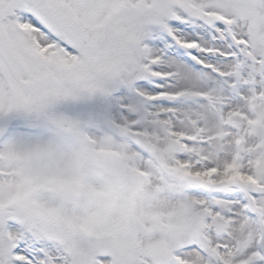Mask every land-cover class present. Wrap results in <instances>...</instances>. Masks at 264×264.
<instances>
[{
    "label": "snow or ice",
    "instance_id": "obj_1",
    "mask_svg": "<svg viewBox=\"0 0 264 264\" xmlns=\"http://www.w3.org/2000/svg\"><path fill=\"white\" fill-rule=\"evenodd\" d=\"M0 264H264V0H0Z\"/></svg>",
    "mask_w": 264,
    "mask_h": 264
}]
</instances>
